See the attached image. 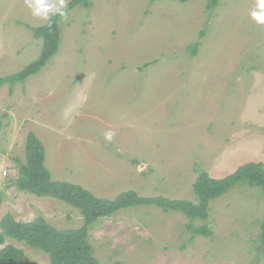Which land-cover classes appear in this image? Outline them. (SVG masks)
Here are the masks:
<instances>
[{
	"label": "rangeland",
	"instance_id": "rangeland-1",
	"mask_svg": "<svg viewBox=\"0 0 264 264\" xmlns=\"http://www.w3.org/2000/svg\"><path fill=\"white\" fill-rule=\"evenodd\" d=\"M89 1L60 21L57 51L38 73L0 86V220L82 224L72 206L15 184L28 132L44 146L51 179L107 199L134 190L195 202L199 171L219 178L249 161L264 168L256 0H220L212 10L207 0ZM46 21L25 0H0V78L37 57L41 39L30 27ZM263 220L264 191L240 185L210 201L211 236L189 241V219L154 205L119 210L88 232L95 257L110 264H264ZM5 243L24 251V264H50L23 242Z\"/></svg>",
	"mask_w": 264,
	"mask_h": 264
},
{
	"label": "trees",
	"instance_id": "trees-1",
	"mask_svg": "<svg viewBox=\"0 0 264 264\" xmlns=\"http://www.w3.org/2000/svg\"><path fill=\"white\" fill-rule=\"evenodd\" d=\"M151 2L157 0H150ZM186 2L188 0H176ZM220 0H207L206 10H212ZM91 7L89 0H70L66 11L73 7ZM61 17L52 15L50 20L39 26L30 27L33 35L41 39L37 57L21 70L0 78L4 83L15 84L38 73L56 53L60 35ZM203 33L201 32L202 36ZM198 42L187 47L191 56L198 50ZM147 65V64H145ZM45 149L40 139L28 132L25 142V158L17 160L18 175L15 184L18 189L38 197H52L75 208L82 217V224L77 228L59 229L49 224L43 217L31 221L16 220L10 213L0 220V264H24L25 254L12 243H5L6 238L23 242L29 247L41 251L50 264H110L98 260L89 241V228L99 219L116 214L119 210L137 205H154L164 212L179 211L189 219L185 225L192 236H211L212 230L207 224L210 201L225 194L231 188L240 185L259 187L264 191V168L261 162L249 161L238 166L235 171L223 177H211L206 171H199L192 189L195 202L187 199H170L161 195L141 196L134 190L119 193L113 199L98 197L83 186L51 179L44 163ZM1 201V195H0ZM200 219L201 224H195ZM264 242V220L260 224Z\"/></svg>",
	"mask_w": 264,
	"mask_h": 264
},
{
	"label": "clouds",
	"instance_id": "clouds-1",
	"mask_svg": "<svg viewBox=\"0 0 264 264\" xmlns=\"http://www.w3.org/2000/svg\"><path fill=\"white\" fill-rule=\"evenodd\" d=\"M67 2L68 0H56V2H50V0H25V4L30 9L31 14L42 20H50L52 15L57 14L61 19L66 20L68 18V12L66 11ZM250 16L257 24L264 25V0H256L255 8L250 12ZM114 135V131H107L105 140L111 142Z\"/></svg>",
	"mask_w": 264,
	"mask_h": 264
}]
</instances>
